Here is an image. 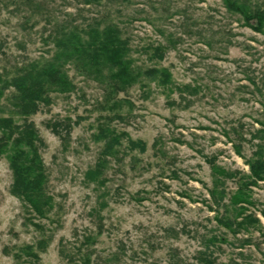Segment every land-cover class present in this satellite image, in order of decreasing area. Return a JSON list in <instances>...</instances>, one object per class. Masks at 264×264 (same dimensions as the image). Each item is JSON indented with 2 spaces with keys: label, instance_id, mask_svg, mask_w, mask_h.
Returning <instances> with one entry per match:
<instances>
[{
  "label": "rangeland",
  "instance_id": "obj_1",
  "mask_svg": "<svg viewBox=\"0 0 264 264\" xmlns=\"http://www.w3.org/2000/svg\"><path fill=\"white\" fill-rule=\"evenodd\" d=\"M110 23L136 69L166 68L170 81L142 77L111 121L103 87L68 67L76 89L30 118L45 142L54 221L36 220L42 230L28 220L3 148L0 264H78L61 249L91 264H264V180L251 182L247 163L264 144V35L223 0H0V68L49 58L65 30ZM156 46L163 59L150 55ZM67 118L78 124L63 141L46 123ZM101 121L126 134L112 155L95 138ZM101 155L103 170L88 178ZM49 235L34 261L26 247Z\"/></svg>",
  "mask_w": 264,
  "mask_h": 264
},
{
  "label": "trees",
  "instance_id": "obj_2",
  "mask_svg": "<svg viewBox=\"0 0 264 264\" xmlns=\"http://www.w3.org/2000/svg\"><path fill=\"white\" fill-rule=\"evenodd\" d=\"M223 2L228 10L241 15L246 25L264 35V3L245 0ZM53 42L54 53L47 59L21 62L12 68L5 66L0 68V151L11 147L8 156L12 171L11 193L20 198L30 211L28 220L37 229L42 230L44 226L36 220L54 221L52 215L55 203L46 186L47 171L41 154V147L45 142L30 118L41 111L42 107H49L53 103V94L67 95L76 89L68 67H74L103 87L105 92L103 105L114 111L113 117L106 115L104 119L111 121L112 118H121L117 110L122 102H129L126 99H117L120 93L127 92L144 76L154 79L161 75V82L164 85L171 77L166 68L136 69L130 56L129 40L122 37L121 30L116 24H106L102 28L90 26L83 34L65 30L56 34ZM164 50L163 46H156L149 53L153 57L163 59ZM262 108L264 111V102ZM261 123L264 126V122ZM73 124H78V121L71 123V119L67 118L65 123L48 122L46 127L66 141L73 130ZM125 135L101 121L98 134L95 135L98 141H104L101 154L112 155L116 147L122 144ZM262 143L259 144L253 161H247L251 169L250 177L253 179L251 182L264 180ZM128 147L131 150L145 152L147 143L141 139H129ZM104 155L99 157L95 168L86 171L88 178L95 179L101 173L106 161L103 159ZM50 238L52 236L49 235L48 238L40 239L36 246L26 247L28 255L34 261L38 262L41 259V253L46 251ZM89 240L88 235L86 241ZM60 254L70 262L76 259L78 264H91L89 256H84L81 252L71 254L61 249Z\"/></svg>",
  "mask_w": 264,
  "mask_h": 264
}]
</instances>
